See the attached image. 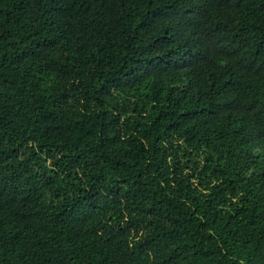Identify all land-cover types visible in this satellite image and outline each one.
<instances>
[{"label":"trees","instance_id":"obj_1","mask_svg":"<svg viewBox=\"0 0 264 264\" xmlns=\"http://www.w3.org/2000/svg\"><path fill=\"white\" fill-rule=\"evenodd\" d=\"M0 264H264V0H0Z\"/></svg>","mask_w":264,"mask_h":264}]
</instances>
